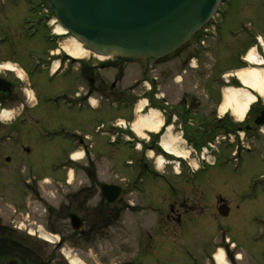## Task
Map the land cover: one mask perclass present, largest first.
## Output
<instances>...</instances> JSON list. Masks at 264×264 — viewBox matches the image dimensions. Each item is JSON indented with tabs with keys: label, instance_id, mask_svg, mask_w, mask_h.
Masks as SVG:
<instances>
[{
	"label": "rangeland",
	"instance_id": "374dc122",
	"mask_svg": "<svg viewBox=\"0 0 264 264\" xmlns=\"http://www.w3.org/2000/svg\"><path fill=\"white\" fill-rule=\"evenodd\" d=\"M9 9V15L13 19L7 25H10L14 32H21L22 22L30 16L28 8L20 3L18 9ZM221 12L222 14L216 17L217 23L220 24L218 34L208 42L207 48L200 47L198 37L188 42L182 50L160 61L111 58L99 62L93 58L95 63L104 64L103 70L98 72L108 81V92L104 101L109 98V101H117L120 104L97 102L93 106L90 132L93 144L92 163H78L71 167L76 171H72V186L58 184V181L63 182L67 177L65 171L59 168L62 163L58 162L65 154L75 150L70 148L68 143H60L59 138L54 136H45L41 143L27 147L30 137L11 130L5 133L8 140L0 143V222L13 232L12 238L17 243L15 249L23 250L21 253L26 257L23 260L26 264H67L60 248L44 242L37 235L29 234V231H36L38 226H43L48 233L64 238V248L72 250L87 264H202L200 255L203 248H212L213 239L221 230L227 231L229 240L243 245L239 250L242 264L262 263V254L253 255L246 249L247 246L254 247V242L242 239L240 231L248 226L251 231L258 230L260 225H264V182L257 180L258 177L264 176L263 134L257 132L258 139L253 141L246 135L242 143L240 138L235 136V145L238 146L236 159L242 160V163L235 160L232 163L226 162V159L232 156L233 150L235 151L234 147L222 145L219 148L220 153L209 151L206 159L210 162L215 159V163H218L222 158L221 165L224 168L213 171L208 169L211 171L208 174H193L185 162H182L179 168H176V163H168L170 166L160 174L152 163H144V175L141 177L144 181L140 186L138 178L141 154L125 142L112 144L110 136L94 133V128L99 123L108 125L109 129L110 124L119 120L128 127L126 131H119L122 135L125 134L134 141L141 137L133 129L139 118L134 112V105L141 96L151 100L153 95H143L144 89L141 86L145 79L152 80L155 75L159 84L157 93L165 96L170 104L168 107L171 110L166 114L167 119L170 120L176 114L177 124H181L183 115L188 112L185 114V133L197 139L190 138L193 145L189 140L184 150L190 152L188 162L195 169L199 165V159L202 161L200 151H195V141H201L203 135L207 139L214 135H225L223 132L216 133L214 129L218 124V111L223 102V93L227 87H241L237 81V85H234L235 78L225 75L248 68L249 65H240L239 55L246 56L247 49L253 45V36L260 35L264 39V0H231L221 6ZM9 53V49L3 51L0 48V61L11 60ZM194 59L199 67L197 70L189 67L190 61ZM183 69L187 70L184 83L174 84V76L180 74ZM151 70L155 73L151 74ZM227 80H230V83L227 84ZM151 102L155 105L161 103L155 97ZM160 117L164 122V115L161 114ZM189 118L192 120V126L186 122ZM226 119L233 120L231 116ZM176 131L179 132V129ZM147 134L145 131L144 136ZM176 135L180 136L181 133ZM21 144L34 151L29 157L26 156L29 160L25 162L18 160L26 159L22 157L24 153L14 157L15 155H6L3 151L15 147L21 149ZM56 144L62 145L63 148L60 145L57 147ZM248 146L253 149L250 153L247 152ZM149 150L151 149L143 150L142 159L147 160L145 155ZM39 156H42V163L38 162ZM128 161L135 162L133 170L126 165ZM202 165L200 164V167ZM95 167L100 180L125 189V195L117 205H109L102 199L99 180L94 183L90 180L84 181L88 171H92V168L95 170ZM178 173L181 175L178 176ZM192 176L195 179H191ZM18 177L24 180L51 178L54 182L49 181L42 186L38 184V191L31 193L32 190H24ZM122 177L129 183L126 187L121 182ZM185 180L189 183H185ZM81 181L84 183L80 185ZM136 185L137 189L134 188ZM253 186H256V190ZM41 187L45 188L46 194ZM84 187L88 190L71 200L75 202L72 212L78 210L77 215L86 219L83 232L86 235L82 237L73 235L70 227L71 212L68 207L71 202L68 198L79 193ZM140 187L143 193H138ZM185 191H205L213 205L217 197L226 199L231 208L230 214L222 217L214 211L205 212L198 226L193 230L184 231L182 236H178L179 232H167L164 228L156 227L160 220L159 213L167 209L168 202L162 201V198ZM139 210H144L141 215H138ZM260 243L264 248L263 239ZM15 252L14 250V254ZM14 254L13 258L16 257Z\"/></svg>",
	"mask_w": 264,
	"mask_h": 264
},
{
	"label": "flooded vegetation",
	"instance_id": "af4514ba",
	"mask_svg": "<svg viewBox=\"0 0 264 264\" xmlns=\"http://www.w3.org/2000/svg\"><path fill=\"white\" fill-rule=\"evenodd\" d=\"M20 3L28 8L30 16L22 22L21 32H14L10 29V25H7L13 19L9 15V8L18 9ZM39 14L40 8L28 1L0 0V17L2 18L0 20V48L3 51L9 49L11 55V60L0 61V109L9 107L15 114L14 120L10 123L0 122V143L8 140L5 133L11 130L31 138L27 147L41 143V139L45 136H54L57 137L56 139L59 138L60 143L61 141L66 142L70 148L82 149L87 154L90 145L88 137L92 130L90 100L94 94L103 100L108 92L107 79L102 74H98L103 70L104 64L95 63L91 58L75 59L69 56L65 52L64 46L71 38L55 35ZM7 63L14 65L16 71L10 72L4 69V65ZM239 63L242 65L241 62ZM19 71L21 75L18 74ZM234 83L237 85L235 80ZM262 112H264L263 101L254 106L244 123L233 124L226 118H220L217 120L216 127L231 129L234 132L242 130L245 131V136L247 135L248 139L257 140V136H259L257 132H260V128L256 125V120L259 119ZM76 127L80 129L77 130ZM261 134L264 135V130ZM157 141L158 138L153 143H144L142 147L150 148L152 145H156ZM59 145L56 144L57 147ZM60 146L62 147V145ZM237 147L234 146V149ZM250 150L253 149L249 147L247 152L250 153ZM3 151L6 155H15L14 157L21 153H24L22 157H29L34 153L24 144H21V149L15 147ZM27 157L26 159L18 158V160L25 162L29 160ZM39 158L38 162L42 163V156ZM221 160L222 158L212 167H205L202 173L208 174L214 169L222 170L224 167L221 165ZM31 161L37 163L34 160ZM236 161L242 163V160L237 159ZM61 162L72 164L70 153L65 154ZM226 162L232 163L230 157L226 159ZM140 163V176H142V170L145 168L144 163L148 162L142 160ZM208 169L212 170L208 171ZM18 178L20 179V177ZM257 180L264 182V176L258 177ZM20 181L25 191L36 188V184L30 179L22 178ZM185 183L189 182L185 180ZM257 184L256 186H258ZM256 186H253V189L256 190ZM86 191L87 187H84L73 196L76 198ZM162 199V201L168 202L167 209L159 213L160 220L156 227L164 228L167 232H179L178 236H182L184 231L195 229L205 212L214 211L216 215L220 216L218 209L223 205L229 207L226 199L222 197L215 199V205L211 204L205 191H185ZM142 211L144 210H139L138 215H141ZM230 211L229 207V214ZM226 232L221 230L216 235L212 242V248H203L200 255L202 264H215L213 255L218 248L223 250L229 264H242L241 260H237V256L243 245L227 240ZM222 233L223 235H221ZM240 234L242 239L246 238L254 242V247L248 248L247 246L246 249L253 255L262 254L260 259L261 264H264V248L260 243L262 239L264 240V225L262 224L258 230L252 231L248 226L241 230ZM15 246L17 243L12 238L8 227L0 224V264H9L14 258L19 264H26L23 261V258L26 259V257L21 253L23 250L21 251L20 248L16 250ZM13 254L16 257L13 258ZM7 257L10 259H3Z\"/></svg>",
	"mask_w": 264,
	"mask_h": 264
},
{
	"label": "water",
	"instance_id": "95a60500",
	"mask_svg": "<svg viewBox=\"0 0 264 264\" xmlns=\"http://www.w3.org/2000/svg\"><path fill=\"white\" fill-rule=\"evenodd\" d=\"M71 37L94 55L142 60L160 59L181 48L217 12L222 0H48ZM257 125L264 124L262 118ZM102 197L116 204L123 190L103 185ZM227 217L226 205L218 209ZM74 231L83 223L70 217ZM9 264H18L10 261Z\"/></svg>",
	"mask_w": 264,
	"mask_h": 264
},
{
	"label": "bare ground",
	"instance_id": "6f19581e",
	"mask_svg": "<svg viewBox=\"0 0 264 264\" xmlns=\"http://www.w3.org/2000/svg\"><path fill=\"white\" fill-rule=\"evenodd\" d=\"M55 33L60 36L67 35L66 29L58 25L56 27ZM262 42V49L264 52V42ZM65 52L75 58V59H89L92 54L87 51L81 44H79L74 39H69L64 46ZM99 61L108 60L105 56H95ZM244 61L249 65L248 68L244 70H238L233 73L235 77L242 85L243 89H234L227 87L223 93V102L220 105L219 112L220 114L227 115L232 113V116L237 122H243L246 118V115L249 109L257 103L258 98H264V60L258 53L256 47H252L246 54ZM4 69L15 71L12 64L7 63L4 65ZM21 75V72H18ZM227 75L226 77H229ZM255 93L257 98L251 93ZM145 103V102H144ZM142 106V104H141ZM10 113H5L3 116L9 117ZM163 127L162 119L156 110H152L147 114H143L137 119L133 125V129L142 137L145 135V131L157 133ZM172 127H168L167 132L163 135L161 140V148L168 155L180 158L187 159L189 157V152L181 149L178 144L180 140L178 137L171 132ZM152 154V153H151ZM81 157V155H75L74 158ZM165 163L163 157L158 158L159 168H162ZM72 176V174H70ZM40 238L45 241L53 243L52 237L43 232L42 229H39ZM63 255L68 261V264H85V262L80 259L74 252L70 249H63ZM217 264H229L224 258L223 251L220 250L216 254Z\"/></svg>",
	"mask_w": 264,
	"mask_h": 264
}]
</instances>
